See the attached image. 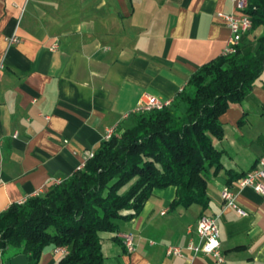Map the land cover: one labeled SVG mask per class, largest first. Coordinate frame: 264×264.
I'll return each instance as SVG.
<instances>
[{"label": "crops", "instance_id": "1", "mask_svg": "<svg viewBox=\"0 0 264 264\" xmlns=\"http://www.w3.org/2000/svg\"><path fill=\"white\" fill-rule=\"evenodd\" d=\"M233 11L231 0H0V214L71 176L107 127L131 126L133 113L123 116L143 94L174 98L188 89L191 74L222 54L230 31L220 14ZM261 32L241 46L255 49ZM246 97L258 114L241 101L220 116L222 166L210 171L208 206H172L175 188H154L136 215L118 221V234L134 235L133 252L100 233L103 264H264V197L235 185L264 153V124L252 119H264V68ZM226 186L245 215L223 204ZM201 214L218 215L222 263L186 248L198 243ZM171 245L182 256L168 255ZM59 258L48 245L37 264ZM27 261L0 256V264Z\"/></svg>", "mask_w": 264, "mask_h": 264}, {"label": "trees", "instance_id": "2", "mask_svg": "<svg viewBox=\"0 0 264 264\" xmlns=\"http://www.w3.org/2000/svg\"><path fill=\"white\" fill-rule=\"evenodd\" d=\"M247 12L250 31L262 29L255 49L240 45L203 64L168 107L133 113V124L103 140L82 169L11 204L0 214V253L37 264L45 246H62L58 264H103L100 233L118 237V221L136 215L154 188L173 186L172 206L206 208L210 171L222 166L214 144L224 132L220 116L250 93L264 68V0H249Z\"/></svg>", "mask_w": 264, "mask_h": 264}, {"label": "built area", "instance_id": "3", "mask_svg": "<svg viewBox=\"0 0 264 264\" xmlns=\"http://www.w3.org/2000/svg\"><path fill=\"white\" fill-rule=\"evenodd\" d=\"M234 5V11L231 13H221L220 17L224 19L226 25L229 28V36L226 41L225 48L222 52V56H227L236 52L237 48L241 45L242 38L250 32L252 29V17L247 12L249 8V0H231ZM8 45L18 42V37L14 34L5 38ZM57 44H54L51 49H56ZM182 90L180 89V92ZM173 101V98H161L151 94H143L130 113L124 114V118L128 117L131 113L139 114L149 110H159L164 107H168ZM117 130V125L109 126L105 129L103 140H108ZM93 156V152L87 153V159ZM86 159V160H87ZM85 163V162H84ZM84 163L78 166V169H82ZM62 180L56 179L52 181V185L59 184ZM235 185L238 189L249 186L257 193L264 197V153H262L257 161V165L251 170L244 173L242 176L236 179ZM43 194L42 189H38L34 192L33 196H40ZM221 198L223 204L228 207L234 208L240 215L246 213L237 206L235 202L236 192L229 186L224 187L221 190ZM27 199L19 201L17 204H23ZM218 215L201 214L195 225L196 234L198 236V243L194 244L189 242L186 246L194 254L211 255L217 263L224 262V256L221 250V244L219 239V227H218ZM122 245L127 252H133L135 250L134 235L130 232H123L118 234ZM60 255L66 254L67 250L62 247L54 248ZM168 255L182 256V248L179 246H168L166 249Z\"/></svg>", "mask_w": 264, "mask_h": 264}, {"label": "rangeland", "instance_id": "4", "mask_svg": "<svg viewBox=\"0 0 264 264\" xmlns=\"http://www.w3.org/2000/svg\"><path fill=\"white\" fill-rule=\"evenodd\" d=\"M242 101H243L242 104H243V107L245 110L249 109L251 112L253 110H255L254 112H257V114L260 112L259 107L256 109V106L254 105V103L252 101H250L249 99H247V97H245ZM254 112H252V113H254ZM252 119H253V124H255V125H259V124L263 125L264 124V119H261L257 115H254L252 117ZM133 120H134V115H131L127 122L132 123ZM3 255H4V253H0V256H3Z\"/></svg>", "mask_w": 264, "mask_h": 264}]
</instances>
